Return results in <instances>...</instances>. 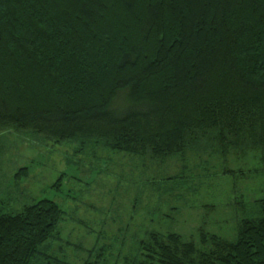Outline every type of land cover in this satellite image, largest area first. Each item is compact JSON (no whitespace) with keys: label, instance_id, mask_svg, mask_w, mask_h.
<instances>
[{"label":"trees","instance_id":"trees-1","mask_svg":"<svg viewBox=\"0 0 264 264\" xmlns=\"http://www.w3.org/2000/svg\"><path fill=\"white\" fill-rule=\"evenodd\" d=\"M13 128L160 159L257 150L264 172V0H0ZM253 208L232 239L150 233L126 264H264V199ZM62 215L47 198L0 211V264H33Z\"/></svg>","mask_w":264,"mask_h":264},{"label":"rangeland","instance_id":"rangeland-1","mask_svg":"<svg viewBox=\"0 0 264 264\" xmlns=\"http://www.w3.org/2000/svg\"><path fill=\"white\" fill-rule=\"evenodd\" d=\"M203 146L160 159L109 149L95 138L54 141L2 130L0 211L40 198L63 211L33 264H126L143 258L140 243L150 233L197 242L202 229L232 239L238 221L264 199L259 152ZM22 167L26 175L15 178Z\"/></svg>","mask_w":264,"mask_h":264}]
</instances>
